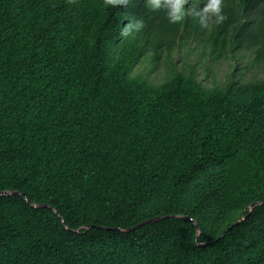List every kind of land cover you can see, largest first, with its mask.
Returning a JSON list of instances; mask_svg holds the SVG:
<instances>
[{
  "label": "trees",
  "instance_id": "obj_1",
  "mask_svg": "<svg viewBox=\"0 0 264 264\" xmlns=\"http://www.w3.org/2000/svg\"><path fill=\"white\" fill-rule=\"evenodd\" d=\"M222 12L0 0V264H264V77L133 70L181 26L264 65V0Z\"/></svg>",
  "mask_w": 264,
  "mask_h": 264
},
{
  "label": "clouds",
  "instance_id": "obj_2",
  "mask_svg": "<svg viewBox=\"0 0 264 264\" xmlns=\"http://www.w3.org/2000/svg\"><path fill=\"white\" fill-rule=\"evenodd\" d=\"M104 1H105V4L109 3L111 7L117 9L120 19H123L122 20L123 23L125 21L127 22L131 21L128 18V9H129L130 0H104ZM146 4L153 11L162 13L163 15H167L171 21H180L184 19L188 23L201 22L205 27H210L211 25L219 24L223 19V12H222L223 0H146ZM189 37L193 38L198 44H202L204 47L208 46L213 51L218 52V55H217L218 57L223 56L221 55V53L224 48H228L231 51H233V52H230L229 54H235L237 51L241 49L250 50L253 53V60H252L253 63L255 65H258L257 62L255 61V48L254 47H249L246 44H239L238 47L232 48L229 45V43H227L225 47H222L221 45H217L209 41L207 39L206 34L197 33V31L192 28L185 29L184 26H181L178 31V34L171 41V45L169 44L170 43L169 42L168 44L164 46H159L158 48H154L153 46H150V49H148L144 54H142L136 61V64L133 69L134 72L143 74L144 76H150V72L145 73L141 71L140 72L135 71L138 62L143 57L150 58L153 64V68H155L161 61L163 52L166 51V56L164 57L163 60L168 67L169 75L171 74V70L174 72L181 71L185 74H190L193 72L194 75L197 76V79L203 85H205L202 79H200L199 77V72L197 71L196 64L189 65V69L188 71H186V70L179 68L177 66V62H175L173 59L172 52L180 46V41L182 39L189 38ZM224 55H228V54H224ZM260 65L264 67V65L262 64ZM207 72L209 73L210 70L207 69ZM263 77H264V74L261 76L253 75L249 79H247L245 82H242L240 80H234V81H238L239 84H245L251 80H254V78H263ZM212 87H217V85H214ZM212 87H209V88H212Z\"/></svg>",
  "mask_w": 264,
  "mask_h": 264
},
{
  "label": "rangeland",
  "instance_id": "obj_3",
  "mask_svg": "<svg viewBox=\"0 0 264 264\" xmlns=\"http://www.w3.org/2000/svg\"><path fill=\"white\" fill-rule=\"evenodd\" d=\"M150 53V52H148ZM218 52L210 47L198 44L193 38H184L180 41V46L172 52V56L177 66L188 71L189 65L196 64L199 77L203 83L212 87L214 85H225L231 80L245 82L251 76H261L264 74V67L253 63V53L247 49H241L235 54H228L218 57ZM166 51L163 52L161 61L157 67L153 68L150 58H142L137 66L136 72H150V79L154 82L164 81L169 70L164 62ZM207 69L210 72H207Z\"/></svg>",
  "mask_w": 264,
  "mask_h": 264
},
{
  "label": "water",
  "instance_id": "obj_4",
  "mask_svg": "<svg viewBox=\"0 0 264 264\" xmlns=\"http://www.w3.org/2000/svg\"><path fill=\"white\" fill-rule=\"evenodd\" d=\"M254 205H256V203H252L250 208H252ZM159 218H161V217H159ZM159 218H152V219H150V220H148V221H154V220L159 219ZM143 223H145V222H142V223H140V224L134 226L133 228H135V227H137V226H140V225H142ZM133 228H132V229H133Z\"/></svg>",
  "mask_w": 264,
  "mask_h": 264
}]
</instances>
